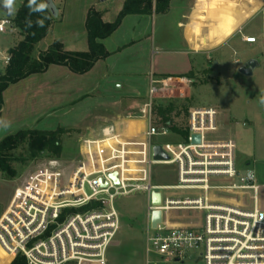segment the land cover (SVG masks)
I'll use <instances>...</instances> for the list:
<instances>
[{"label":"built area","instance_id":"obj_1","mask_svg":"<svg viewBox=\"0 0 264 264\" xmlns=\"http://www.w3.org/2000/svg\"><path fill=\"white\" fill-rule=\"evenodd\" d=\"M7 26L12 23L5 17L0 32ZM244 41L256 43L254 37ZM172 80L150 75L147 100L127 117L142 122L141 129L131 132L126 122L114 124L84 139L81 159L69 172L54 162L15 190L0 218V248L11 259L108 264L121 222L117 200L144 194L147 257L183 264L197 253L203 264H264L263 188L252 169L239 168L235 140L218 136V111L192 110L181 143H158L181 136L170 126L156 127L153 118L154 102ZM193 136L200 142L193 143ZM156 146L168 161L154 159ZM165 166L177 168L176 185L154 183V169ZM154 193L161 195L158 207L152 204ZM154 211L162 213L156 230L151 227Z\"/></svg>","mask_w":264,"mask_h":264},{"label":"rangeland","instance_id":"obj_2","mask_svg":"<svg viewBox=\"0 0 264 264\" xmlns=\"http://www.w3.org/2000/svg\"><path fill=\"white\" fill-rule=\"evenodd\" d=\"M123 1L111 0L109 4L101 6L100 0H69L65 22L55 25L54 32H50L47 38L35 47L32 59H36L47 48L54 36L62 33L67 34L68 37L76 35L79 38L76 43L68 44L69 49L72 47L84 49L85 38H82L81 31L85 30L82 22L85 20L86 8L93 5L98 6L95 11L98 8L107 10L108 21L113 20L114 15H119L123 9ZM13 2L16 7H21L23 0H13ZM4 18L5 14L0 10V21ZM55 19L53 17V22ZM258 25L259 21L253 19L249 22L248 29L254 32ZM159 31L158 27V33ZM253 34L259 36L256 32ZM19 35L18 30L8 26L5 32H0V75L6 71L8 64L5 59L8 58L9 50L22 40ZM254 53L255 51L250 50L232 58L230 56L233 53L230 54L227 66L222 65L226 67L223 69L224 80L216 75L214 59L208 62L206 58L195 68L191 77L173 78L168 87L157 96L153 118L155 126L159 128L169 120L171 126L181 131V136L163 138L158 143L162 145L181 143L186 136L190 112L198 108H215L221 113L218 120L222 115L226 119L233 120L234 130L230 131L227 127L225 132L219 131L218 136L224 138L232 133L237 145L239 168L245 170L249 160L253 157L258 158L257 147L255 148L251 138L250 140L246 137L249 128L243 127L248 110L245 109L240 92H235L238 87L248 86L252 79L240 76L239 72L231 78L232 70L229 71V66L231 68L236 66L235 60L238 59L242 63L247 55ZM65 69L68 70L66 74L57 68H52L45 74L36 75L27 81L10 86L3 94L1 118L11 121L12 126L8 131L0 128V141L21 130L58 132L59 135L55 141L38 149L33 148L26 141L12 152L15 157L12 163L14 176L0 173V218L9 206L15 190L31 175L54 162L66 173L69 172L81 159L80 148L84 139L99 135L114 124L133 121L127 120V117L135 115L138 106L147 100L148 79L147 81L143 79L141 86H134L135 89L140 88L141 93L135 96L133 91L125 96L124 90L114 87L112 79L100 78L98 68L87 76L75 75L69 69ZM114 101L119 104H111ZM154 177L155 184L176 185L177 168L156 167ZM116 206L120 212L121 222L119 231L108 250V264H147V260L151 264H159L156 255L150 254L147 257L146 253V196L137 194L119 198ZM190 220L182 218L183 222ZM17 257L11 259L0 248V264H12ZM183 264H203V261L196 253Z\"/></svg>","mask_w":264,"mask_h":264},{"label":"crops","instance_id":"obj_3","mask_svg":"<svg viewBox=\"0 0 264 264\" xmlns=\"http://www.w3.org/2000/svg\"><path fill=\"white\" fill-rule=\"evenodd\" d=\"M126 1L124 0L123 4ZM157 1L153 0L150 14L125 17L117 31L103 41L109 56L98 61L90 72L81 76L90 75L98 68L101 79H112L114 87L124 90L125 96L133 91L136 96L142 90L135 89L134 86H141V81H147V79L149 81L151 74L157 78H188L205 58L208 62L214 59L216 75L224 80L223 69L226 67L222 65H226L230 54L233 53L230 56L232 58L250 50L255 51L253 55H247L242 63L238 59L235 60L236 66L233 68L229 66V71L232 70L230 76L233 78L238 74L239 68L247 62L257 63L253 76L248 78L252 79L250 84L238 87L235 92H240L245 109L248 110L243 127L249 128L246 137L251 138L255 148L257 147L258 158L253 157L249 160L247 167L254 171L257 182L262 186L264 201V104H261V100L264 99V0H167L168 7L161 13L156 11ZM68 2L69 0H53L58 17L53 22L49 33L54 32L55 25L65 22ZM109 2L111 0H100L101 6ZM13 6L16 13L20 7H16L14 2ZM97 7L90 5L86 8L85 20L82 22L85 30L81 31L82 38H85L84 49H77V47L69 49L68 44L76 43L79 38L76 35L68 37L67 34L62 33L54 36L44 51L53 43L61 42L66 50L87 52L89 49L86 30L87 15L91 9L96 10ZM106 11L99 8L97 10L104 22H114L117 15L113 16V20L107 21ZM253 19L259 21L258 28L254 32L248 29L249 22ZM255 32L259 36L253 34ZM19 37L21 38L20 35ZM250 37L256 39L255 44H247L244 41L245 38ZM52 68H57L65 74L68 71L66 67L59 66H52L48 71ZM36 75L41 74L32 75L21 82ZM143 92L146 93V91ZM111 104L117 105L119 102L114 101ZM220 114L218 111V117ZM232 123V119H226L222 115L218 120L219 131L225 132L227 127L230 131L234 130ZM124 126L133 132L141 129L143 123L129 121ZM229 135L224 138L235 140L232 133ZM80 152H82V146Z\"/></svg>","mask_w":264,"mask_h":264},{"label":"trees","instance_id":"obj_4","mask_svg":"<svg viewBox=\"0 0 264 264\" xmlns=\"http://www.w3.org/2000/svg\"><path fill=\"white\" fill-rule=\"evenodd\" d=\"M168 7L167 0L157 1V13ZM153 0H127L122 11L112 23L104 22L102 15L91 9L86 20L89 49L87 52L68 51L61 42L53 43L36 59H32L35 47L44 40L53 24V17L43 0H23L19 10L11 19L12 28L20 32L22 40L9 51L10 62L6 71L0 75V118L3 111V94L14 84L35 75L46 73L52 66L66 67L75 75L90 72L96 63L109 56L103 41L113 35L129 15H147L152 12ZM191 77V76H190ZM189 78V77H188ZM164 126H170L174 132H181L171 126L169 120ZM58 132H40L21 130L0 141V173L14 176L12 163L15 157L12 152L22 143L28 141L33 148L46 146L55 141ZM12 264H27L23 256H18Z\"/></svg>","mask_w":264,"mask_h":264},{"label":"water","instance_id":"obj_5","mask_svg":"<svg viewBox=\"0 0 264 264\" xmlns=\"http://www.w3.org/2000/svg\"><path fill=\"white\" fill-rule=\"evenodd\" d=\"M46 7L49 9L52 17L57 18L58 17V11L53 3V0H43ZM0 10L5 14V17L8 19H12L15 15V9L12 4L11 7H9L5 0H0ZM257 66V63L255 61H249L244 66L239 68L238 72L244 76V77H252L254 70ZM200 137L199 136H193V143H199ZM154 159L156 161H168L169 157L162 151L161 147L156 146L154 147ZM116 179V177H115ZM117 181V179H116ZM161 203V195L158 193H154L152 195V204L156 207H158ZM162 222V213L159 211H154L152 213L151 218V227L153 230L157 229V226Z\"/></svg>","mask_w":264,"mask_h":264},{"label":"clouds","instance_id":"obj_6","mask_svg":"<svg viewBox=\"0 0 264 264\" xmlns=\"http://www.w3.org/2000/svg\"><path fill=\"white\" fill-rule=\"evenodd\" d=\"M5 3L11 7L13 4V0H5ZM261 104H264V99L261 100ZM11 121L0 118V128L4 129L5 131H8L11 129Z\"/></svg>","mask_w":264,"mask_h":264}]
</instances>
